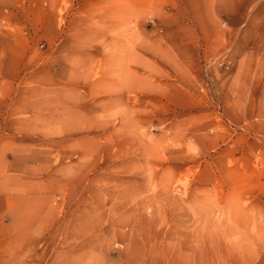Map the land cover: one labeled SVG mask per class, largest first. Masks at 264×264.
<instances>
[{"label": "rangeland", "instance_id": "374dc122", "mask_svg": "<svg viewBox=\"0 0 264 264\" xmlns=\"http://www.w3.org/2000/svg\"><path fill=\"white\" fill-rule=\"evenodd\" d=\"M0 264H264V0H0Z\"/></svg>", "mask_w": 264, "mask_h": 264}]
</instances>
